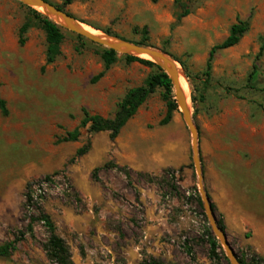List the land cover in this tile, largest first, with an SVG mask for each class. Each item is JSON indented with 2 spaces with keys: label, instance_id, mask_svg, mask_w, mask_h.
<instances>
[{
  "label": "rangeland",
  "instance_id": "rangeland-1",
  "mask_svg": "<svg viewBox=\"0 0 264 264\" xmlns=\"http://www.w3.org/2000/svg\"><path fill=\"white\" fill-rule=\"evenodd\" d=\"M45 1L63 6V0ZM177 1L189 11L179 22ZM29 9L16 0H0V99L8 110L7 116L0 114V244L30 221L26 185L52 176L51 184L33 189V205L50 217L74 264H140L151 257L146 253L151 245L141 243L145 217L139 201L140 190L150 187L169 210V221L183 225L161 236L166 255L155 260L216 264L204 235L210 225L198 191L191 136L179 111L168 125H159L167 113L162 89L148 97L114 141L106 132L89 134L85 128L78 141L58 142L79 126L83 109L111 118L124 94L140 87L155 69L126 63V55L116 53V62L94 81L104 71L100 53L105 48L78 40L64 28L59 56L45 65V34L38 26L29 28L23 45L18 42L19 28L32 19ZM63 10L100 34L127 42H140L145 28L146 45L179 64L198 131L203 189L215 218L223 223L237 258L245 263L253 256L264 258V50L258 57L264 48V0H73ZM238 22L248 24L247 32L236 46L215 53L207 76L210 49ZM87 142V154L70 163ZM122 146L136 169L118 163L125 155ZM162 151L187 160L183 167L191 171L193 184L186 189L189 195L180 191L179 174L170 180L165 173L174 170L149 172L158 169ZM95 168L97 180L92 178ZM220 180L223 191L214 187ZM176 200L180 205L173 204ZM47 237L43 224L34 223L33 232L0 264H51L42 248ZM220 247L215 255L225 257Z\"/></svg>",
  "mask_w": 264,
  "mask_h": 264
},
{
  "label": "trees",
  "instance_id": "trees-1",
  "mask_svg": "<svg viewBox=\"0 0 264 264\" xmlns=\"http://www.w3.org/2000/svg\"><path fill=\"white\" fill-rule=\"evenodd\" d=\"M73 0H63V6L57 7L61 11L63 7L68 6L72 3ZM30 10V9H29ZM32 19H27L19 28L18 37H19V45L24 44V35L27 33L29 28L33 24L38 26L45 34V42H46V59L45 65L52 64L57 56L60 54V45L64 40V34L62 29L54 24L49 19L43 17L36 11L30 10ZM189 14L188 9L185 4L181 1H177L176 11L174 17L177 22H179L182 18L186 17ZM248 24L246 22H238L231 26L228 37L218 45L213 46L210 49L209 57L206 66V75H209V71L211 69V61L213 56L217 51L226 50L236 46L241 39V37L247 32ZM78 40H83V38L77 36ZM147 42V31L146 29H142V36L140 42H130L139 46L148 47L146 45ZM264 48H261L258 53V57L262 55ZM101 59L104 64V71L99 73L94 81L100 79L106 70L109 69L111 65H113L117 56L113 50L102 49L100 53ZM126 63L137 62L139 64L152 67L155 69V72L148 75L145 79L144 83L135 89L129 90L124 96L116 103V109L111 118H102L99 116L90 115L86 110H82L83 117L79 123V126L74 129L72 132L66 134L65 137L60 139L58 142H76L80 137V130L87 128V132L89 134H96L101 132L108 133V137L111 141H114L120 134L121 130L124 128L126 123L136 114L137 110L146 102L148 97L156 92L157 89H162V100L166 103L167 113L166 116L159 122L160 126H166L171 122L172 113L178 112V108L176 103L173 100L172 95V85L168 76L155 64L150 61L139 59L133 56L124 57ZM255 68V67H254ZM253 74V73H252ZM248 77L247 82L251 81V76ZM0 114L2 116L8 115V110L6 107V102L3 99H0ZM90 149V143L76 150L75 155L72 159H70V163L75 162L77 158H80L87 154ZM108 165H104L106 168ZM115 168H119L117 165ZM184 167H180L177 171H166V175L170 180H174L173 175L175 173L179 174L178 180H181V173ZM99 171V168H95L92 172V178L97 180L96 174ZM170 180H167V186L172 192H177L178 188L171 183ZM52 176H46L44 179L40 181H35L28 183L25 187V207L27 210H31V217L28 225L26 226L24 231H17L12 239L7 240L0 244V258H9L13 252H15L17 245L22 242L27 234H31L33 232V224L36 222H41L48 232V237L44 242L42 248L45 253L46 259L51 264H74L71 259V253L69 246L67 243L56 234V227L54 223L51 221L50 217L46 215L42 208L39 205H33V189L41 188L45 184H51ZM198 203L201 206V200L198 197ZM213 209V206L211 204ZM36 214V215H33ZM218 227L225 231V227L223 223L217 220ZM204 235L208 239V244L210 246L209 257L211 260H214L216 264H229L226 257L222 256L221 258L215 255V250L221 249L218 241L214 237L211 232L210 227H208L204 231ZM189 254L190 249H187ZM240 264H264V258H260L257 256H253L248 263H245L243 260L238 258ZM140 264H161L159 261L150 257L148 260L142 261Z\"/></svg>",
  "mask_w": 264,
  "mask_h": 264
},
{
  "label": "water",
  "instance_id": "water-1",
  "mask_svg": "<svg viewBox=\"0 0 264 264\" xmlns=\"http://www.w3.org/2000/svg\"><path fill=\"white\" fill-rule=\"evenodd\" d=\"M16 1L30 9H33L43 17L52 21L60 28H64L96 45H99L108 50H113L115 53L118 54L133 56L139 59L150 61L156 66H158L168 76L172 85L173 100L176 103L178 111L180 112L183 122L191 136L192 161L197 176L198 191L202 200L205 214L209 221L211 232L215 235L216 239L223 247L225 252V257L227 258L229 264H240L235 252L233 251V249L231 248V246L227 241L225 231H222L217 225V220L215 218L213 209L211 207L209 197L207 196V194L203 189V173H202V167L200 163L199 149H198V131L192 119L190 106L187 105L186 98L182 93V91L180 90L178 73L175 70H170L167 68V65L169 63L168 58L171 60L173 59L166 53L150 47L139 46L100 33L99 35L91 33L82 27L83 24L77 22L73 17H71L64 11H61L52 4L46 2L45 0H16ZM37 8L44 9L46 11V15L40 13L37 10ZM92 30L94 32H97V30L94 29ZM142 55L149 56L150 60L140 57ZM159 61H161L162 64ZM183 76L186 79L184 74Z\"/></svg>",
  "mask_w": 264,
  "mask_h": 264
},
{
  "label": "crops",
  "instance_id": "crops-1",
  "mask_svg": "<svg viewBox=\"0 0 264 264\" xmlns=\"http://www.w3.org/2000/svg\"><path fill=\"white\" fill-rule=\"evenodd\" d=\"M125 146H122V150L124 153ZM159 157L162 164L160 163L157 170H149V172L156 173L166 168L177 171L180 167L186 166L188 164L187 160H183L182 158L181 160L177 159L175 153L172 151H162L159 153ZM118 163L126 164L135 168L133 166L134 162L126 153L123 156V160ZM191 177V171L188 168L184 167L181 173V180L178 184L180 187V191H184L186 195L189 194V191H186V189L189 186H193ZM222 185L223 181L220 180L218 181V185H214V187L223 191ZM160 200L161 198L154 187L140 190L139 201L144 207L145 217V227L143 231L144 236L141 243L151 245L149 248H147L146 253L154 259L157 257L164 258L166 255L165 244L161 241V236L164 234L172 235L178 231V228H182L183 226L182 224H174L169 221V217L167 215L169 213V210L164 208V205L161 204ZM173 204L180 205L177 200ZM181 207H183V205H181ZM137 250H139V248L136 246L135 251L137 252Z\"/></svg>",
  "mask_w": 264,
  "mask_h": 264
},
{
  "label": "bare ground",
  "instance_id": "bare-ground-1",
  "mask_svg": "<svg viewBox=\"0 0 264 264\" xmlns=\"http://www.w3.org/2000/svg\"><path fill=\"white\" fill-rule=\"evenodd\" d=\"M37 10H38L40 13L46 15V11H45L44 9H42V8H37ZM82 27H83L85 30H87V31H89V32H91V33H94V34H96V35H99V32H94L92 29H90L89 27H87V26H85V25H82ZM140 57H142V58H144V59H148V60H150L149 56H147V55H142V56H140ZM168 61H169V63H168V65H167V68L170 69V70H175V71H177V73H178V77H179L178 81H179V85H180V90L182 91V93L184 94V96H185V98H186L187 105L190 106V94H188V88H187V85H186V82H187V81H186V79L184 78V76H183V74H182L181 68H180V66L178 65V63L174 62L173 60H171V59L168 58ZM159 62L162 64L161 61H159Z\"/></svg>",
  "mask_w": 264,
  "mask_h": 264
},
{
  "label": "built area",
  "instance_id": "built-area-1",
  "mask_svg": "<svg viewBox=\"0 0 264 264\" xmlns=\"http://www.w3.org/2000/svg\"><path fill=\"white\" fill-rule=\"evenodd\" d=\"M187 195H189V194H187Z\"/></svg>",
  "mask_w": 264,
  "mask_h": 264
}]
</instances>
